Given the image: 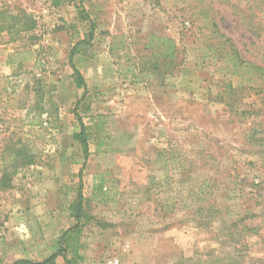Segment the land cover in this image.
I'll return each mask as SVG.
<instances>
[{
  "label": "rangeland",
  "instance_id": "374dc122",
  "mask_svg": "<svg viewBox=\"0 0 264 264\" xmlns=\"http://www.w3.org/2000/svg\"><path fill=\"white\" fill-rule=\"evenodd\" d=\"M2 9L25 16L0 33V264L58 250L77 224L80 182L78 264H264V79L242 81L206 57L232 44L264 65V0ZM82 38L73 61L86 91L69 64ZM155 38L176 44V68L153 56ZM244 224L257 234L235 236Z\"/></svg>",
  "mask_w": 264,
  "mask_h": 264
},
{
  "label": "trees",
  "instance_id": "16d2710c",
  "mask_svg": "<svg viewBox=\"0 0 264 264\" xmlns=\"http://www.w3.org/2000/svg\"><path fill=\"white\" fill-rule=\"evenodd\" d=\"M23 16L25 14L21 13L18 15H15L10 9H2L0 11V33L1 32H11L14 29L17 28L18 24L16 22H21ZM23 27L29 28V25L24 23ZM89 40L84 39L78 44H76L69 57V63L74 71V80L76 87L78 89H84L87 90V85L85 83L84 77L77 69V67L74 64V57L76 54H78L81 51V46L87 45ZM155 41L157 42V46L154 47V57L156 59H162L170 64L171 67H177V46L176 44L166 38H155ZM228 43H231L230 40H227ZM154 44H149L147 47L151 48ZM165 48L167 50L165 51ZM209 52L206 54V57H209L212 61V64L220 65L222 69L226 72V74L239 78L242 81L251 82L255 79H264V65L262 64H256L251 63L248 61H245L242 59L240 53L238 50L234 47V45L231 44V50L229 52H219L214 47H209ZM80 127L81 130L79 133L74 135L75 141L80 143V145L83 148L84 151V157L87 159L90 155L89 153V141L91 139V134L89 131V128L85 126V124L80 120ZM19 155V154H18ZM29 165H32V160L28 162ZM83 190V184L80 182V188L78 195L76 199L71 203L70 205V212L72 217L76 220L77 224L74 228L69 229L63 233L61 238L59 239L58 245L59 248L56 252H54L49 258H47L43 262H31L29 260H17L15 262H12L10 264H56L57 259L59 257H62L66 264H78L82 261V256L78 254V252H74L71 254V236L72 234L76 233V235H80L81 233V227L84 226L83 220L86 218L85 209H84V196L82 193ZM246 217H256V215L247 214ZM244 220V219H243ZM242 223V221H241ZM231 227V226H229ZM240 230L238 234H234L235 236L238 235L240 238H244L246 235L251 234H257L258 228L257 227H251L250 224H244L240 226ZM228 238L233 241V233ZM228 234V235H229ZM71 254L72 258L70 259L68 255Z\"/></svg>",
  "mask_w": 264,
  "mask_h": 264
},
{
  "label": "built area",
  "instance_id": "2783aa9c",
  "mask_svg": "<svg viewBox=\"0 0 264 264\" xmlns=\"http://www.w3.org/2000/svg\"><path fill=\"white\" fill-rule=\"evenodd\" d=\"M27 0H0V2L2 3H6L10 6H14V5H18V4H23L25 3ZM109 264H120L119 260L117 259H112L109 261Z\"/></svg>",
  "mask_w": 264,
  "mask_h": 264
},
{
  "label": "crops",
  "instance_id": "0c3cea01",
  "mask_svg": "<svg viewBox=\"0 0 264 264\" xmlns=\"http://www.w3.org/2000/svg\"><path fill=\"white\" fill-rule=\"evenodd\" d=\"M55 3V5H57V6H59L60 4H59V2H54ZM83 40L85 39V38H82ZM82 40H80V42H81ZM70 64V63H69ZM70 67H71V65H70ZM101 67V66H100ZM80 71V70H79ZM82 74V73H81ZM74 77V76H73ZM83 77H84V75H83ZM84 80H85V77H84ZM74 83H75V80H74ZM85 83H86V85H87V82H86V80H85ZM76 85V84H75ZM78 89V88H77ZM82 90V89H81ZM85 91V90H84Z\"/></svg>",
  "mask_w": 264,
  "mask_h": 264
}]
</instances>
